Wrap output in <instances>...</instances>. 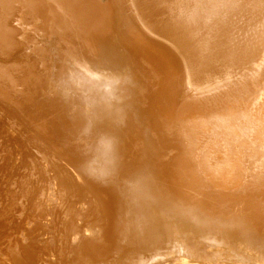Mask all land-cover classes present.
I'll return each mask as SVG.
<instances>
[{
    "label": "bare ground",
    "instance_id": "bare-ground-1",
    "mask_svg": "<svg viewBox=\"0 0 264 264\" xmlns=\"http://www.w3.org/2000/svg\"><path fill=\"white\" fill-rule=\"evenodd\" d=\"M0 264H264V0H0Z\"/></svg>",
    "mask_w": 264,
    "mask_h": 264
}]
</instances>
